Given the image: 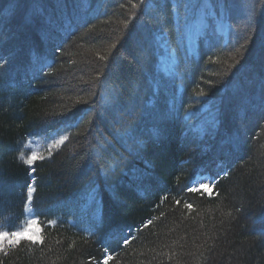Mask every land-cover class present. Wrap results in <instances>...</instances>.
Here are the masks:
<instances>
[{
    "label": "trees",
    "instance_id": "trees-1",
    "mask_svg": "<svg viewBox=\"0 0 264 264\" xmlns=\"http://www.w3.org/2000/svg\"><path fill=\"white\" fill-rule=\"evenodd\" d=\"M237 1L0 0V230L31 186L43 241L3 264H264V0ZM204 13L228 35L191 51ZM62 132L30 172L23 143Z\"/></svg>",
    "mask_w": 264,
    "mask_h": 264
},
{
    "label": "rangeland",
    "instance_id": "rangeland-1",
    "mask_svg": "<svg viewBox=\"0 0 264 264\" xmlns=\"http://www.w3.org/2000/svg\"><path fill=\"white\" fill-rule=\"evenodd\" d=\"M252 1L253 0H238L233 5V11L235 10V13H237L238 16H247ZM227 28L228 25L223 14L216 15L214 13H211L206 15V13H204L200 15V18L197 20V22L192 24L186 32V40L189 43V49L191 51L195 50L197 48V41L199 39L204 40L206 44H213L222 41V39L226 38V36L228 35L229 30ZM174 64V54L165 53L161 59V72H164L165 74L171 73ZM242 105L243 102L240 101L237 104V109ZM61 137H66V134L62 132L53 135L50 134L48 136L27 139L22 145L21 159L24 163H26L27 159L30 158L33 154H36L38 157L35 161L39 160V157H43V159L51 158L52 154L64 144L57 143V141H59ZM33 164L31 166L28 164L27 165L33 167ZM202 182L208 183L207 178H197L193 187H198ZM32 198L33 192L31 194V200H29L28 196V210L25 221L15 230H0V232H24L31 228L32 233L38 235L41 238L42 230L30 207V201H32ZM32 221H35L36 223L33 224Z\"/></svg>",
    "mask_w": 264,
    "mask_h": 264
},
{
    "label": "snow or ice",
    "instance_id": "snow-or-ice-1",
    "mask_svg": "<svg viewBox=\"0 0 264 264\" xmlns=\"http://www.w3.org/2000/svg\"><path fill=\"white\" fill-rule=\"evenodd\" d=\"M140 3L143 4L144 0H140ZM101 59H104V57H101ZM67 139V137H61L59 141H57L58 144H63L64 141ZM37 155L33 154L30 158L27 159L26 163L28 165H32L34 163V161L37 159ZM40 159H43V157H39ZM30 172L34 173V168H29ZM215 185H209L208 183H201L198 187H192L189 186L188 187V191L189 192H201L203 191L204 193H207V195L209 197L215 195H219V193H214L213 189H214ZM34 191V189L29 186V191H28V196H29V200H31V194ZM177 203H179V201H177ZM187 208L191 209L192 205L188 204L186 205ZM33 224H35V221H32ZM148 223H151V221H149ZM147 226V225H145ZM130 231V229H129ZM21 240H29L31 241L33 244L35 243H42V239L36 235L32 233V229L29 228L28 230L24 231V232H0V253H3L5 256H7L8 254V248L12 247V246H16L19 245V243L21 242ZM129 239L127 238V236L125 237V239L123 240V244L127 245L129 243ZM112 259L111 256H108L104 262V264H107V261ZM0 264H3L2 260H0Z\"/></svg>",
    "mask_w": 264,
    "mask_h": 264
}]
</instances>
